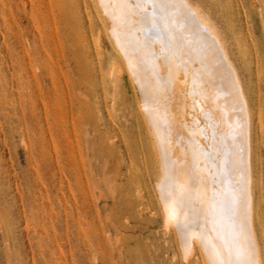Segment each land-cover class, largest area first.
<instances>
[{"label":"rangeland","instance_id":"obj_1","mask_svg":"<svg viewBox=\"0 0 264 264\" xmlns=\"http://www.w3.org/2000/svg\"><path fill=\"white\" fill-rule=\"evenodd\" d=\"M189 2L250 106L264 253V0ZM119 55L95 0H0V264H206L185 261L163 220L141 92Z\"/></svg>","mask_w":264,"mask_h":264},{"label":"bare ground","instance_id":"obj_2","mask_svg":"<svg viewBox=\"0 0 264 264\" xmlns=\"http://www.w3.org/2000/svg\"><path fill=\"white\" fill-rule=\"evenodd\" d=\"M95 1L126 61L131 82L140 89V111L143 109L160 165L157 190L163 220L174 229L185 261L198 253L210 264L206 244L224 251L226 221L214 192L222 181H240L242 156L246 182L241 210L256 258L263 264L264 253L254 224L252 114L216 28L189 0H169L172 5H187L195 17L182 7H169L163 12L157 9V39L146 20L152 14L153 0ZM135 4L147 7L136 8L132 6ZM111 66L118 82L123 77L122 64ZM189 110L198 113L210 128L197 132L194 120H189L194 113ZM234 129L242 133L235 140Z\"/></svg>","mask_w":264,"mask_h":264},{"label":"snow or ice","instance_id":"obj_3","mask_svg":"<svg viewBox=\"0 0 264 264\" xmlns=\"http://www.w3.org/2000/svg\"><path fill=\"white\" fill-rule=\"evenodd\" d=\"M132 6L141 9L147 7V5L142 4H135ZM151 7L153 10L152 14L146 17V20L151 26L149 31L155 33L157 39H159L158 32L160 27L156 15L157 9L163 12V10L169 7H182L188 10V14L191 17H195V13H192L187 5H172L169 3V0H159V3L153 0ZM241 134L242 133H238L234 129L232 132L233 139L235 140V136ZM245 163L244 158L242 156L239 157V164L241 165L238 170L241 177L240 181L236 183L222 181L220 187L214 192V196L219 200L221 216L226 221L228 239L225 242L224 251H221L213 244L205 245L209 252L210 264H260L256 258L257 253L255 245L252 243L250 235H248L247 232L245 223L246 217L241 210V205L244 203L243 184L246 182ZM225 174L228 175L229 173L226 172Z\"/></svg>","mask_w":264,"mask_h":264}]
</instances>
